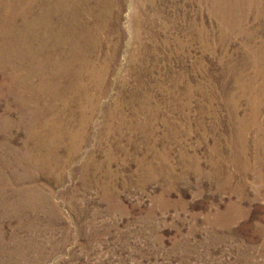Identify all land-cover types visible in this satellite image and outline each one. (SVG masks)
<instances>
[{"label":"rangeland","instance_id":"rangeland-1","mask_svg":"<svg viewBox=\"0 0 264 264\" xmlns=\"http://www.w3.org/2000/svg\"><path fill=\"white\" fill-rule=\"evenodd\" d=\"M212 1H114L88 99L34 102L69 163L27 164L0 72V264H264V9L234 28Z\"/></svg>","mask_w":264,"mask_h":264},{"label":"bare ground","instance_id":"bare-ground-1","mask_svg":"<svg viewBox=\"0 0 264 264\" xmlns=\"http://www.w3.org/2000/svg\"><path fill=\"white\" fill-rule=\"evenodd\" d=\"M114 1L0 0V72H4V84H9V90L23 83V88L30 93L28 99L19 95L15 99L20 111L17 123L26 126L28 132L29 141L22 152L29 166L34 159H37L34 160L37 165L49 164V160L60 162L57 152L62 146L68 152V159L62 160L65 163L79 152L80 147L74 139L71 144L56 143L54 122L47 123L48 136L36 132L39 118L55 109L53 104L43 107L34 102H40V97H48L49 93L62 100L63 93H67L72 85L84 95L82 100L86 99L90 84H85L84 80L90 77L89 81L93 82L100 74L99 67L90 63L88 50H97L101 46V35L109 30L108 19L114 22V27L120 23L122 8H114ZM212 3L218 20L234 28L243 26V21L248 20L255 9H264V0H213ZM256 63V66L264 64L262 59ZM15 68L24 69L25 76H19ZM35 78L40 79L38 85L32 84ZM61 85L64 89L58 92ZM65 105V108L70 106ZM9 111L11 109L7 113ZM80 111L83 113V107ZM9 119L4 118L2 123L10 124ZM35 150L41 156L36 157ZM19 153L18 149L10 150L13 157ZM257 162L262 165L264 160ZM1 177L2 190L5 179Z\"/></svg>","mask_w":264,"mask_h":264}]
</instances>
